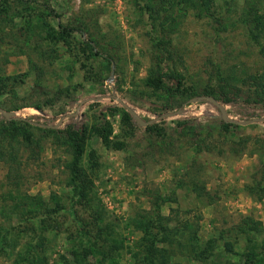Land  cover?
<instances>
[{"label": "rangeland", "instance_id": "374dc122", "mask_svg": "<svg viewBox=\"0 0 264 264\" xmlns=\"http://www.w3.org/2000/svg\"><path fill=\"white\" fill-rule=\"evenodd\" d=\"M5 1L12 28L0 25V110L12 114L0 122V264H138L140 233L129 219L150 218L156 203L170 225L196 221L201 241H235L218 262L256 264L257 254L264 264V107L256 83L264 30L240 20L242 0H214L208 10L179 5L159 65L151 47L158 27L142 10L145 0ZM40 3L77 31L59 29ZM259 10L264 16V5ZM219 91L233 94L221 104ZM205 97L224 116L209 100L194 103ZM166 102L173 109L161 120ZM79 126L87 134L73 178ZM246 217L259 231L233 236ZM169 262L200 264L178 253Z\"/></svg>", "mask_w": 264, "mask_h": 264}, {"label": "trees", "instance_id": "16d2710c", "mask_svg": "<svg viewBox=\"0 0 264 264\" xmlns=\"http://www.w3.org/2000/svg\"><path fill=\"white\" fill-rule=\"evenodd\" d=\"M17 3H28L33 2L34 0H15ZM194 1L198 2V7H204L205 10L209 8L212 9V4L214 0H145L142 10L146 13L147 17L151 21V26L155 27L157 25L158 30L155 32L153 36H151V47L154 51V60L159 65L163 60L164 56L169 54V37L168 31L165 27H172L175 26L179 15H177L178 6L181 4L186 3H193ZM226 1V0H223ZM6 1L0 5V25L1 30L4 28H8L9 30L12 28V22L6 15ZM264 5V0H242V9L239 14L241 16L242 21L251 23L254 22V25L251 29H260L264 30V16L259 10V6L261 7ZM40 6L43 7L45 11L51 14L54 19L56 20L57 27L61 29L63 32H70V31H77L76 28L68 27L63 25L59 20V15L54 12L52 8L47 3H40ZM164 6H167L166 9ZM196 7V8H198ZM198 8V9H199ZM141 9V8H140ZM212 11V10H211ZM208 17H210L211 21L216 25L215 27L218 28L220 25V20L218 17L213 16V12L208 13ZM156 20L158 22H156ZM0 30V41L3 40L4 36L6 35L3 31ZM252 39L257 42L256 36L252 35ZM87 45L91 51L97 53L99 55L100 52H95V42L92 39L86 40ZM258 49L257 53L261 59L262 63V75L258 77L260 81L264 79V41L257 42ZM3 80H6L7 77H2ZM1 80V79H0ZM258 80V81H259ZM256 81L257 85H259L260 92L263 93L261 98L262 100V107H264V85L260 82ZM228 94L233 93H226L219 91L217 94H214L213 97L220 102L221 104L227 102L230 98ZM206 100H197L194 103H200ZM187 104L179 103L176 105V108L184 107ZM173 107L170 105L169 102H166L165 107L163 110L156 114V117L159 119H165L163 115L164 112H168V110H172ZM127 114V113H126ZM128 115V114H127ZM0 122H11L10 117H5L0 113ZM142 121H148L144 115L138 114L137 115ZM8 118V119H7ZM26 121L31 120V116H27L24 118ZM37 123V122H34ZM224 124V128L227 126L226 122L222 121ZM44 129L51 131L53 126L49 125L44 122L39 124ZM160 130V129H159ZM157 130L158 135L163 134V129L161 132ZM3 131V128H2ZM86 129L84 126H79L78 130L74 135V139L72 142V160L69 164V170L71 172V176L74 178L76 176V166L77 162L82 154L83 151V139L86 135ZM10 152L6 154V156L11 159ZM5 157V153L0 149V158ZM195 191L201 192L200 188L195 186ZM176 218V217H173ZM172 218L162 216L159 210V204L156 203V209L151 215L150 218H147L143 215L133 216L129 219V225L135 230L136 232L140 233L139 239L141 241L138 244V251L134 253L133 257L138 264H172L169 262V258L172 256V253H178L179 255L185 256L191 260H195L200 264H238L237 262H218L216 259L217 257H222L223 255H227L233 253V244L235 241H228L225 240L222 242V246L217 245V240L214 238H207L205 240H200L197 234V222L190 221L186 219H176L174 224H169L172 222ZM259 222L254 221L252 218L246 217L241 223L235 226L233 229V236H237L238 234H246L249 231H253L257 233L259 231ZM237 234V235H236ZM5 240V239H4ZM42 245V244H41ZM173 246V251L168 250L166 246ZM40 246V244H37ZM113 248L119 249L121 247L120 242H113ZM90 252L93 251L92 248H87ZM171 251V252H170ZM254 255L252 249L248 250L247 255ZM263 255L258 256L256 254L257 263L262 264ZM224 261V260H223Z\"/></svg>", "mask_w": 264, "mask_h": 264}, {"label": "water", "instance_id": "95a60500", "mask_svg": "<svg viewBox=\"0 0 264 264\" xmlns=\"http://www.w3.org/2000/svg\"><path fill=\"white\" fill-rule=\"evenodd\" d=\"M197 100H209V101H211V102L216 106V108L219 109L221 115L224 116V110L222 109V107H221V106H220L215 100H213V99H211V98H208V97L201 98V99H197ZM197 100H194V102L197 101ZM126 111H127L128 113H133V111H132L130 108H128V107H126ZM0 112H1L4 116H10V115L12 114L10 111H8V112H3V111L0 110ZM178 112H179V109L176 110V112H174V113H178ZM163 115H164V116H167L168 113L163 114ZM135 118H136L137 121H140V118H139L137 115H135ZM254 120H256V119H251V120H247V121H248V122H251V121H254ZM247 121H245V122H247ZM58 122H59V121H58ZM58 122H57V123H58ZM245 122H242V123H245Z\"/></svg>", "mask_w": 264, "mask_h": 264}]
</instances>
